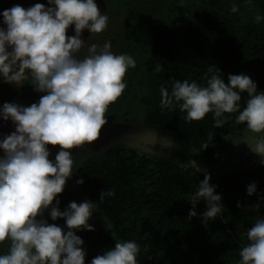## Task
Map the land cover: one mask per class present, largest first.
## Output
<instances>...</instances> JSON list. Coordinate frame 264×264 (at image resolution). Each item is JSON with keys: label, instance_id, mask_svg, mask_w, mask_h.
<instances>
[{"label": "trees", "instance_id": "obj_1", "mask_svg": "<svg viewBox=\"0 0 264 264\" xmlns=\"http://www.w3.org/2000/svg\"><path fill=\"white\" fill-rule=\"evenodd\" d=\"M27 1L31 6H48L46 0ZM101 3L109 17L104 38L114 42L117 54H130L136 61V67L124 77V92L110 104L106 115L119 120L131 117L141 130L168 143L156 153L122 141L91 142L70 150L74 173L58 194V207L62 211L71 201L95 202L96 211L88 220L95 230L75 233L83 240L85 264L115 242L126 240L140 245L138 264H238L247 229L258 215L264 216V166L254 161L221 174L204 169L215 193L222 196V212L202 223L200 214L206 205L201 200L195 206L197 216L189 219L192 205L188 200L204 178V172L196 171L191 162L199 168L202 163H214L224 137L243 134L245 129L236 122V113L226 114L229 118L216 128L211 113L188 122L186 113L178 108L162 111L159 88L166 85L170 90L173 80L185 79L205 85L209 69L217 68L226 84L229 74L246 73L257 84V91L264 92V20H254L257 14L264 16V0L251 4L247 0ZM233 3L239 9L236 13L230 10ZM91 43L93 40H87L81 49L84 55ZM157 64L162 66L159 72L155 71ZM20 88L33 90L29 82ZM246 100V93L242 94V108ZM77 179L83 183L77 185ZM252 182L257 191L248 196L246 186ZM107 188L115 195L99 200L100 192ZM45 218L48 223L64 225L62 218ZM6 251V245L0 247V253Z\"/></svg>", "mask_w": 264, "mask_h": 264}, {"label": "clouds", "instance_id": "obj_2", "mask_svg": "<svg viewBox=\"0 0 264 264\" xmlns=\"http://www.w3.org/2000/svg\"><path fill=\"white\" fill-rule=\"evenodd\" d=\"M47 5H14L0 12V23L5 25L0 27V79L17 89L29 82L35 92L45 93L30 106L15 102L0 106V120L11 121L15 127L0 139V247H7L0 253V264H85L83 240L75 233L95 230L88 223L96 211L95 202L71 201L61 211L58 194L74 173L70 150L98 139L110 104L126 88V73L136 67L132 55L114 53L107 41L87 44L86 54L79 55L86 46L82 32L99 34L108 26L109 17L95 0H47ZM230 10L239 9L233 3ZM254 20L260 23L264 16L257 14ZM69 26L74 33L70 36L66 35ZM161 70L157 64L155 71ZM209 71L205 85L187 79L173 80L170 90L161 85V110L178 108L188 122L211 113L216 128L224 125L226 114L236 113V122L247 133L241 142L264 166V92L257 91L246 73L229 74L226 84L217 68ZM48 145H59L54 160L49 159ZM191 166L204 172V178L188 200L192 205L188 218L197 216L195 206L203 200L206 210L200 219L206 224L222 212V196L209 183V173L192 162ZM82 183L77 179V185ZM256 191L255 182L246 186L248 196ZM113 195L114 190L107 188L99 200ZM46 215L51 221L62 218L64 225L48 223ZM245 237L238 264H264V216L256 217ZM139 252L135 240L119 241L89 264H138Z\"/></svg>", "mask_w": 264, "mask_h": 264}, {"label": "rangeland", "instance_id": "obj_3", "mask_svg": "<svg viewBox=\"0 0 264 264\" xmlns=\"http://www.w3.org/2000/svg\"><path fill=\"white\" fill-rule=\"evenodd\" d=\"M101 1L105 2V0H97V5L100 11L104 12ZM14 5H20L24 8L31 6L27 0H3L0 2V12L5 9H9ZM0 20H2V17H0ZM0 27H5V25L0 23ZM72 29L73 26H69V32L66 31V33H71L73 35L74 33ZM84 31L85 32H82L81 35L82 39L86 41L93 40V43H97L99 45H103L106 41L110 42L111 51L114 53L117 52V46L113 41L104 38L102 34L103 32L90 35L87 30ZM79 55L82 56L84 54L83 52H80ZM44 94L45 93L35 92L34 90L24 91L21 88L17 89L10 84L4 83L2 79H0V106H2L5 102H15L19 105L30 106L32 103L37 102ZM106 120L107 123L102 126L98 139L93 142L98 144H112L122 141L142 149L144 152L150 153H156L158 148L163 145H167L168 143L166 139L157 134L141 130L137 121L131 117H124L122 120H119L118 118L111 116L106 117ZM14 130L15 127L11 121L5 122L0 120V139H3L4 136L10 134ZM241 133L238 135L228 136L231 137L232 140L225 139L224 144L217 149L216 161L211 164L202 163V169L221 174L231 171L238 166H243L254 161H260V158L253 154L247 145L241 142V139L247 135L246 131L244 130L243 134ZM232 141L238 144H234ZM47 147L50 150L49 159L54 160L55 155L59 150V145H48ZM2 155L3 153L0 151V156ZM196 165L198 164L196 163Z\"/></svg>", "mask_w": 264, "mask_h": 264}]
</instances>
